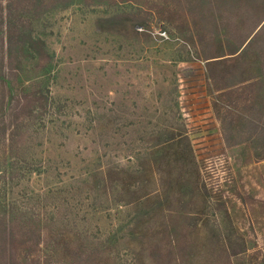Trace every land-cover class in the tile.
<instances>
[{
  "label": "rangeland",
  "instance_id": "374dc122",
  "mask_svg": "<svg viewBox=\"0 0 264 264\" xmlns=\"http://www.w3.org/2000/svg\"><path fill=\"white\" fill-rule=\"evenodd\" d=\"M263 104L264 0H0V264H264Z\"/></svg>",
  "mask_w": 264,
  "mask_h": 264
},
{
  "label": "trees",
  "instance_id": "16d2710c",
  "mask_svg": "<svg viewBox=\"0 0 264 264\" xmlns=\"http://www.w3.org/2000/svg\"><path fill=\"white\" fill-rule=\"evenodd\" d=\"M20 32H22L21 29H19L18 33H20ZM6 33H7V37H6L5 40H6V43H7V48L9 50L11 45H12V43H15L14 39L16 38V36L13 35L15 33V29L9 23L6 26ZM20 36L24 39L23 45L26 46V48L35 50V52L38 55L43 56L41 54L43 53L44 50L42 49V47H40V44H41V46H43V41L41 39H34L32 37V35H30L29 33H25V32L24 33L22 32ZM2 41H3V37L1 36V43H2ZM35 44H38V45H35ZM231 53H234V51H231ZM35 94H37V93L36 92L25 93V94L20 95L19 97H17V102L19 104L18 105V109H24L28 105L27 101H28V103H30L31 100L32 101L34 100L35 103L40 101V104H42V101H43L44 97L41 96V95L36 96ZM46 101H47V99H45V102ZM262 109L264 111V104L262 105ZM262 126L264 128V124ZM38 233H39V231L37 232V234ZM38 236L41 238V234H38Z\"/></svg>",
  "mask_w": 264,
  "mask_h": 264
},
{
  "label": "built area",
  "instance_id": "2783aa9c",
  "mask_svg": "<svg viewBox=\"0 0 264 264\" xmlns=\"http://www.w3.org/2000/svg\"><path fill=\"white\" fill-rule=\"evenodd\" d=\"M163 34V33H162Z\"/></svg>",
  "mask_w": 264,
  "mask_h": 264
}]
</instances>
